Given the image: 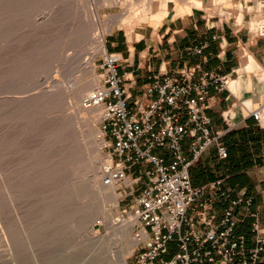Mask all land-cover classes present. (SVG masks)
I'll list each match as a JSON object with an SVG mask.
<instances>
[{
  "label": "rangeland",
  "instance_id": "rangeland-1",
  "mask_svg": "<svg viewBox=\"0 0 264 264\" xmlns=\"http://www.w3.org/2000/svg\"><path fill=\"white\" fill-rule=\"evenodd\" d=\"M182 1L172 2L171 14L196 7L193 1ZM212 1L204 6L217 13L234 5L230 0ZM144 2L0 0V178L7 185L3 189L0 185V264H120L119 252L131 264L130 233L122 244L107 239L108 249L95 247L86 239V235L98 236L107 230L103 216L94 211L101 205L98 208V201L95 203L93 184L102 181L106 169L102 159H109L110 147L102 118L89 122L76 115L77 108L83 109L81 101L87 91L79 98L75 91L91 75L98 77L99 84L102 52L94 37L98 27L111 25L105 29V42L113 29L130 31L136 25L156 24L151 12L144 20L133 15ZM179 3L187 6L185 10L176 11ZM208 3L204 0L202 5ZM122 13L124 22L110 21ZM90 60L92 70L85 65ZM97 131L105 142L99 153L93 141ZM94 160L102 163L101 169ZM88 163L94 172L89 171ZM113 186L120 193L116 207L101 206L113 216L110 222L132 206L129 200H121V188ZM8 187L14 189L9 190L12 195Z\"/></svg>",
  "mask_w": 264,
  "mask_h": 264
},
{
  "label": "built area",
  "instance_id": "built-area-1",
  "mask_svg": "<svg viewBox=\"0 0 264 264\" xmlns=\"http://www.w3.org/2000/svg\"><path fill=\"white\" fill-rule=\"evenodd\" d=\"M253 4L264 12V0H254ZM253 31L264 35L263 17L254 22ZM100 55L99 84L91 88L83 104L102 110L101 127L110 147L109 166L102 181L106 185L136 183L140 177L130 179L127 167L140 162L151 165L140 171L146 181L131 208L118 217L120 222L132 220L131 264H256L264 254V228L257 219L252 222L254 245L247 246L245 237L236 232L238 219L233 212V206L240 203L248 208L250 199L231 200L220 216L209 213L214 201L228 199L222 180L194 188L188 171L213 143L219 156H226V146L218 138L234 124L213 132L205 100L209 87L228 89L229 76L205 71L193 81L190 68L181 70L184 81L150 75L153 80L148 91H155L157 97L142 111L132 112L117 70L119 57L107 50ZM249 114L261 122L263 110L257 106ZM185 136L191 138L190 157L182 149ZM154 147L170 150L173 160L166 163Z\"/></svg>",
  "mask_w": 264,
  "mask_h": 264
},
{
  "label": "crops",
  "instance_id": "crops-1",
  "mask_svg": "<svg viewBox=\"0 0 264 264\" xmlns=\"http://www.w3.org/2000/svg\"><path fill=\"white\" fill-rule=\"evenodd\" d=\"M230 1L234 5L227 6L222 13L206 7L212 1L190 11L171 14L158 24H140L130 31L113 29L106 36L105 48L119 57L117 70L132 112L142 111L150 99L157 97L155 91H148L153 80L150 75L184 81L181 70L190 68L193 81L205 71L229 76V88L209 87L205 100V113L213 132L226 128L228 123L234 124L218 138L226 146V156L221 158L213 143L188 171L194 188L222 180L228 199L214 201L209 213L220 216L231 200L250 199L248 208L240 203L233 206V212L238 219L236 232L251 247L254 245L252 222L257 219L264 228V35L253 31L254 22L264 18V12L257 10L254 0ZM257 106L263 110L261 122L249 114ZM190 140V136H185L181 142L187 157L191 156ZM154 151L166 163L173 160L166 148L154 147ZM150 167L142 162L127 167L130 179H140L136 183L117 184L121 188V200L133 203L146 181L140 171ZM256 264H264V254Z\"/></svg>",
  "mask_w": 264,
  "mask_h": 264
},
{
  "label": "bare ground",
  "instance_id": "bare-ground-1",
  "mask_svg": "<svg viewBox=\"0 0 264 264\" xmlns=\"http://www.w3.org/2000/svg\"><path fill=\"white\" fill-rule=\"evenodd\" d=\"M173 1H175V0H145V2H144V4L141 6L142 7V9L140 10V12L137 14V12H135V13H133V15H135V16H137V15H139L138 16V18L139 19H146L147 18V15L151 12L152 13V20H154L155 22H156V24H158L159 23V21H161L162 19H164L165 17H167V16H169L172 12H171V10H173V8H174V6L172 5V2ZM182 1V0H181ZM184 1V0H183ZM182 1V2H183ZM185 1H187V2H185V3H192V1L196 4V6H201L202 5V2L204 1V0H185ZM207 1H210V2H212V0H207ZM216 3V2H215ZM119 4H123V6L125 7V5H124V2H121V3H119ZM116 5H118V4H116ZM89 6V5H88ZM185 7H187L186 5H185ZM185 7H183V5L181 4V3H179V4H177L176 5V11L177 12H179L180 10H185ZM134 9V8H133ZM136 9V8H135ZM134 9V10H135ZM136 11V10H135ZM182 12V11H181ZM130 13H132V12H130ZM85 14V13H84ZM97 15V14H96ZM125 18H126V16H124V14L122 13V14H120L119 16H116V17H113V18H110V21H121L122 22V20H123V22L125 21ZM133 18V17H132ZM90 19V18H89ZM88 19V20H89ZM98 19V16L96 17V20ZM112 19V20H111ZM137 19V18H136ZM138 19V20H139ZM98 21V20H97ZM130 21H131V19H130ZM135 22V21H134ZM134 22H131V23H134ZM79 23V22H78ZM136 23V22H135ZM95 24V23H94ZM106 26H100V27H98V30L95 32V34H94V37H95V40H96V42L98 43V45H99V49H100V51L101 52H105L106 51V49H105V42H104V38H103V36H104V32H105V29H108L111 25L110 24H105ZM131 25H133V24H131ZM99 26V25H98ZM92 28H93V26H91ZM97 28V27H96ZM89 29V28H88ZM94 30H96V29H94ZM14 31V30H13ZM91 33V32H90ZM7 35V34H6ZM10 42V41H9ZM8 50V49H7ZM35 52V51H34ZM83 52V51H82ZM26 54V53H25ZM75 54V53H74ZM76 55V54H75ZM81 55V54H80ZM20 60V59H19ZM82 60V59H81ZM29 61V60H28ZM91 61V60H90ZM89 61V63H85V65L86 64H88V67L91 69L92 67H93V62L91 61L90 62ZM31 63V62H30ZM68 65V64H67ZM70 66V65H69ZM86 67H87V65H86ZM89 68H87V69H89ZM90 69L89 70H87L88 72L90 71ZM92 70V69H91ZM83 74V73H82ZM85 74V73H84ZM13 76V75H12ZM20 76V75H19ZM12 78V77H11ZM22 80V79H21ZM26 80V79H25ZM230 81V80H229ZM229 81H228V83H229ZM232 81V80H231ZM234 82V81H233ZM33 84V83H32ZM96 85H98V77L97 76H95V75H91L89 78H86V79H84L82 82H81V84L78 86V88L76 89V91H75V93H76V95H77V97L79 98L80 96H82V94H84V92H86V95L89 93V91L91 90V88L92 87H94V86H96ZM230 86V85H229ZM17 87V86H16ZM20 87V86H19ZM31 87V86H30ZM50 88V87H49ZM232 88V87H231ZM23 90V89H22ZM49 90V89H48ZM52 90V89H51ZM54 91V90H53ZM49 93V92H48ZM52 93V92H51ZM17 94V93H16ZM28 94V93H27ZM34 95V94H33ZM47 95V94H46ZM49 95V94H48ZM18 96V95H17ZM30 97L32 96V95H29ZM51 96V95H50ZM23 97V96H22ZM24 97H25V95H24ZM45 97V96H44ZM48 97V96H47ZM36 98V97H35ZM20 99H23V98H20ZM13 100V99H12ZM27 100V99H26ZM13 101H15V100H13ZM38 101V100H37ZM44 101V100H43ZM27 102V101H26ZM82 107H83V109L81 108H77V111H76V115H80L81 116V118H84L85 120H87V121H89V122H91V120H92V122H93V120L95 121V120H98L99 118H101V116H102V110H101V108L98 106V107H93V108H87V107H84V104H83V99H82ZM6 103V102H5ZM44 104V103H43ZM39 105V104H38ZM47 105V104H46ZM30 106V105H29ZM52 106V105H51ZM32 108V107H31ZM18 109V108H17ZM26 109V108H25ZM83 111V112H82ZM28 114V113H27ZM78 115V116H79ZM25 118V117H24ZM4 127V126H3ZM98 132V131H97ZM6 136V135H5ZM3 139H4V137H3ZM93 141H96L97 142V152L98 151H100V149H101V147H102V145L105 143V142H103V136H102V133L101 132H98V135L96 136V138L93 140ZM99 153V152H98ZM7 154V153H6ZM5 155V154H4ZM7 156V155H6ZM5 156V157H6ZM2 157V156H1ZM97 157V156H96ZM1 159H3V158H1ZM97 159V158H96ZM23 160V159H22ZM92 160H93V158H92ZM100 160H101V158H100ZM14 162V161H13ZM75 162V161H74ZM89 162H92V161H90L89 160ZM94 162H95V165H96V168H97V166L98 167H100V165L103 163V164H105V166H106V168L109 166V159H108V157H104L103 159H102V163H100V161H95L94 160ZM94 162H93V164L92 165H94ZM13 164V163H12ZM89 164V163H88ZM108 164V165H107ZM77 165V164H76ZM14 166V165H13ZM104 166V165H103ZM102 166V167H103ZM2 167V166H1ZM89 171L90 172H94V171H92L93 169H94V167H92V169H91V167H90V164H89ZM24 168V167H23ZM1 169V168H0ZM18 169V168H17ZM100 169H101V167H100ZM6 170V169H5ZM22 170V169H21ZM102 170H103V168H102ZM105 170L106 169H104V171H103V175H104V173H105ZM8 171V170H7ZM45 171V170H44ZM80 171V170H79ZM100 171V170H99ZM0 172H1V170H0ZM11 172L13 173V171L11 170ZM18 172H19V170H18ZM89 172V173H90ZM97 173L96 174H98V170L96 171ZM48 173H49V171H48ZM5 174V172L3 171V175ZM92 174V173H91ZM100 174V173H99ZM1 175H2V173H1ZM19 175V174H18ZM25 175V174H24ZM33 175V174H32ZM79 175V174H78ZM95 175V174H94ZM37 176V175H36ZM2 177H4V176H2ZM13 177V176H12ZM97 177H99V175H97ZM5 178V180L7 179V176L6 177H4ZM36 178V177H35ZM44 178V177H43ZM93 178V177H92ZM94 178H96V176H94ZM3 179V178H2ZM1 178H0V180H2ZM81 179H82V177H81ZM17 180H19V179H17ZM76 180V179H75ZM8 181V180H7ZM12 181V180H11ZM36 181V180H35ZM3 182V180L1 181V183H0V185H1V188L3 189V187L6 185V183H2ZM13 182V181H12ZM12 182H11V184H12ZM94 182H96L95 181V179H94ZM14 183H15V181H14ZM28 183V182H27ZM3 184H5L4 186H3ZM26 184V183H25ZM38 184V183H37ZM8 185H9V183H8ZM7 186V185H6ZM15 186V185H14ZM10 187V186H9ZM9 187L8 188H6V189H8V194H11L12 195V193H11V191L9 192V190H14V189H9ZM19 187V186H18ZM17 191V190H16ZM13 192V191H12ZM1 193V192H0ZM93 193H94V196H96V198L98 199V200H96L95 201V203L96 204H98V208H99V205H101V206H105V205H109V206H115L116 207V205H117V202H118V197H119V195H120V193L119 192H117V191H115V189H114V186H113V184L112 185H106V184H104L103 183V181H101V183H98L97 182V184H93ZM2 195H3V192L1 193ZM7 194V193H6ZM10 196V195H9ZM1 197V196H0ZM3 197H5V196H3ZM11 197V196H10ZM5 198H7V196L5 197ZM5 198H3V199H5ZM13 198H15V197H13ZM0 200H1V198H0ZM12 202L14 201V200H11ZM97 201H98V203H97ZM3 202H5L6 203V201H3ZM2 203V202H1ZM14 203V202H13ZM2 205V204H1ZM0 205V206H1ZM6 205V204H5ZM19 205V204H18ZM9 206V205H8ZM11 206V205H10ZM14 206V205H13ZM96 205L94 204V207H95ZM100 206V208L99 209H92V210H94V211H96L98 214H101L102 216H103V220L105 221V223H106V227H107V230H106V232L105 233H103V234H99L98 236L97 235H86L87 236V240L89 241V242H91V244H93L95 247L97 246L98 248H101V249H105V248H107L106 246H108V245H106V242H107V239H114L115 241H118V243L120 244H122V242L125 240V238L128 236V234L130 233V231H131V225H132V220L131 219H128V221H119V219L120 218H114V219H116L114 222H110L109 221V219L110 218H112L113 216L108 212V210H107V208L105 209L104 207H101ZM2 207V206H1ZM7 207V206H6ZM15 207V206H14ZM92 207H93V204H92ZM12 208V207H11ZM3 209V208H2ZM6 209V208H5ZM111 209V208H110ZM1 210V209H0ZM3 211V210H2ZM8 212V211H7ZM3 213H4V211H3ZM95 213V212H94ZM98 214H96V215H98ZM4 215V214H3ZM3 217H5V216H3ZM18 217V216H17ZM111 220V219H110ZM7 225V224H6ZM8 227V226H7ZM9 228V227H8ZM11 229V228H10ZM7 231H8V229H7ZM5 233V232H4ZM16 233V232H15ZM10 234V233H9ZM13 234V233H12ZM4 236H5V234H4ZM6 236H7V234H6ZM15 238V237H14ZM5 239V238H4ZM7 239V238H6ZM20 241V240H19ZM109 242V241H108ZM107 242V243H108ZM4 243V242H3ZM129 244H131V245H134V242L130 239V241H129ZM106 245V246H105ZM128 246V245H127ZM120 248V247H119ZM108 249V248H107ZM5 251V250H4ZM107 251H110V250H107ZM120 254H119V260H120V264H128L127 263V257H126V254L125 253H123V252H119ZM111 264H112V262H111Z\"/></svg>",
  "mask_w": 264,
  "mask_h": 264
},
{
  "label": "clouds",
  "instance_id": "clouds-1",
  "mask_svg": "<svg viewBox=\"0 0 264 264\" xmlns=\"http://www.w3.org/2000/svg\"><path fill=\"white\" fill-rule=\"evenodd\" d=\"M0 227H2V226H0Z\"/></svg>",
  "mask_w": 264,
  "mask_h": 264
}]
</instances>
